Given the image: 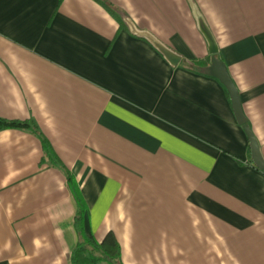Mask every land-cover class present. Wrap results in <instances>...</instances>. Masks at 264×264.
Here are the masks:
<instances>
[{
    "label": "crops",
    "instance_id": "0c3cea01",
    "mask_svg": "<svg viewBox=\"0 0 264 264\" xmlns=\"http://www.w3.org/2000/svg\"><path fill=\"white\" fill-rule=\"evenodd\" d=\"M192 2L264 159V0ZM193 18L188 0H0V118L31 124L0 130V264H71L76 196L121 264H264V171Z\"/></svg>",
    "mask_w": 264,
    "mask_h": 264
},
{
    "label": "water",
    "instance_id": "95a60500",
    "mask_svg": "<svg viewBox=\"0 0 264 264\" xmlns=\"http://www.w3.org/2000/svg\"><path fill=\"white\" fill-rule=\"evenodd\" d=\"M188 1L190 3L192 14L194 16L193 19H195L197 28L206 41V44L208 46V52L211 56L210 63L204 69V73L207 76L216 78L225 87L229 95L228 97L230 98L233 107L232 110L234 111L237 123H239L242 126L248 138L252 163L258 169L263 170L264 159L261 155L259 144L255 136L253 135V132L249 127L247 123V119L243 113L238 89L233 83L224 62L217 57L219 53V47L212 32H210L211 30L208 27L204 17L200 13L198 7L195 6L196 4H194L192 0H188ZM128 22L131 32L134 35H137L138 37L146 40L154 49H156L162 55V57L168 62L170 66L176 67L180 63L181 56L179 54H177L172 49L167 47L152 33L148 31H140L139 29L136 28L135 25L132 24V22L130 21Z\"/></svg>",
    "mask_w": 264,
    "mask_h": 264
},
{
    "label": "trees",
    "instance_id": "16d2710c",
    "mask_svg": "<svg viewBox=\"0 0 264 264\" xmlns=\"http://www.w3.org/2000/svg\"><path fill=\"white\" fill-rule=\"evenodd\" d=\"M121 21V19H120ZM200 64V62H196ZM31 124L27 121L6 120L0 118V130L5 129H30ZM42 144L47 157L52 165L62 168L60 160L53 153L50 145L45 139H42ZM264 171V169L262 170ZM68 182L72 181L70 175L67 173ZM73 187L72 182H70ZM75 191V190H74ZM77 192V191H75ZM77 200V214L75 218L74 228L77 233V245L70 256L71 264H121L120 250L117 246L116 239L112 233H108L102 242H96L92 237L85 234L82 225L83 205L80 196H76Z\"/></svg>",
    "mask_w": 264,
    "mask_h": 264
}]
</instances>
